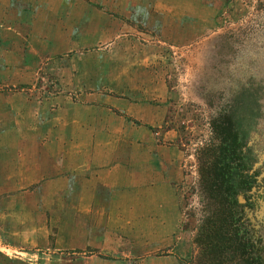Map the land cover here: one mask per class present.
Returning <instances> with one entry per match:
<instances>
[{
  "label": "rangeland",
  "instance_id": "1",
  "mask_svg": "<svg viewBox=\"0 0 264 264\" xmlns=\"http://www.w3.org/2000/svg\"><path fill=\"white\" fill-rule=\"evenodd\" d=\"M12 4L19 11H0V42L9 45L12 39L9 48L21 53L29 45L35 58L22 67L32 71L30 83H34L29 88L38 91L36 99L45 94L54 107L58 99L70 100L74 91L89 88L117 96L132 92L135 96L130 99L160 107L163 120L151 128L154 139L148 136L145 151L152 160L170 161L167 175L177 187L178 210L170 212L177 220L170 229L177 232L160 250L173 257V264L202 262L201 243H196L206 216L200 153L217 144L214 129L229 120L243 124L253 159L250 173L257 180L239 202L252 204L244 224L264 263V0H13ZM22 7L25 15L14 16ZM4 54L9 56L0 44V63ZM8 68L12 69L0 64V78L14 80ZM0 86V91L9 88ZM69 100L62 104L72 106ZM137 123L131 127L150 129ZM47 127H40V138L52 134L43 131ZM34 146L36 154L42 152L39 144L19 145L17 151L23 154ZM4 149L12 152L10 145ZM39 155L35 158H42ZM159 166L164 170L165 161ZM9 195L1 193L0 200ZM26 201L22 195L14 200ZM14 249L0 239V264L22 263L19 258L24 257Z\"/></svg>",
  "mask_w": 264,
  "mask_h": 264
},
{
  "label": "crops",
  "instance_id": "2",
  "mask_svg": "<svg viewBox=\"0 0 264 264\" xmlns=\"http://www.w3.org/2000/svg\"><path fill=\"white\" fill-rule=\"evenodd\" d=\"M12 1L0 0V11H19ZM10 43L0 42L9 54L0 64L12 67L14 78H0L9 87L0 91V194H10L0 200V239L20 250L21 264H173L160 250L177 232L170 229L177 224L170 213L178 210L177 187L167 175L170 161L152 160L145 151L151 128L163 120L160 107L130 99L132 92L117 96L89 88L52 107L44 92L36 99L38 91L29 88L32 71L22 67L35 58L29 45L21 53ZM65 99L72 106L62 104ZM137 122L150 129H133ZM47 124L43 131L52 134L40 138ZM36 144L43 145L40 159L35 146L17 151ZM21 195L26 203L14 202Z\"/></svg>",
  "mask_w": 264,
  "mask_h": 264
},
{
  "label": "trees",
  "instance_id": "3",
  "mask_svg": "<svg viewBox=\"0 0 264 264\" xmlns=\"http://www.w3.org/2000/svg\"><path fill=\"white\" fill-rule=\"evenodd\" d=\"M242 127L229 120L214 129L217 144L200 153L206 213L198 231L201 240L196 241L201 243V264H264L244 224L246 209H251L252 204L246 205L247 200L239 202L253 190L257 180L250 173L253 159Z\"/></svg>",
  "mask_w": 264,
  "mask_h": 264
}]
</instances>
